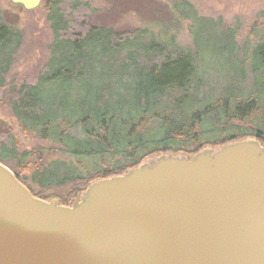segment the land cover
Instances as JSON below:
<instances>
[{
	"label": "trees",
	"instance_id": "obj_1",
	"mask_svg": "<svg viewBox=\"0 0 264 264\" xmlns=\"http://www.w3.org/2000/svg\"><path fill=\"white\" fill-rule=\"evenodd\" d=\"M41 2L53 35L50 58L35 84L10 85L3 99L25 133L57 143L77 165L37 167L33 176L43 189L74 186L68 199L40 193L37 197L71 206L91 183L122 175L163 154L191 157L205 148L249 138L264 145L258 116L264 112V41L240 51L231 30L197 16L187 0H172L171 8L178 21L192 23L193 48L140 31L122 39L105 26L65 38L66 0ZM204 21L215 36L203 40L202 49L197 34ZM21 41V32L0 22V90ZM204 52L232 57L245 67L241 74L251 80L252 91L238 96L224 87L221 96L207 100ZM29 154L18 152L16 144H0V162L6 166L10 159L19 170H31L20 163ZM81 164L86 166L85 176L78 171Z\"/></svg>",
	"mask_w": 264,
	"mask_h": 264
},
{
	"label": "water",
	"instance_id": "obj_2",
	"mask_svg": "<svg viewBox=\"0 0 264 264\" xmlns=\"http://www.w3.org/2000/svg\"><path fill=\"white\" fill-rule=\"evenodd\" d=\"M0 264H264V145L163 154L71 206L35 196L0 162Z\"/></svg>",
	"mask_w": 264,
	"mask_h": 264
},
{
	"label": "rangeland",
	"instance_id": "obj_3",
	"mask_svg": "<svg viewBox=\"0 0 264 264\" xmlns=\"http://www.w3.org/2000/svg\"><path fill=\"white\" fill-rule=\"evenodd\" d=\"M187 1L194 7L197 16L221 23L222 30H231L234 42L240 51L251 49L256 43L264 41V0ZM62 7L69 21V28L63 33L65 38L83 36L91 26H105L111 27L117 37L122 39L133 37L140 31L143 32V36L155 37L160 41L173 38L174 43L183 48L194 47V38L190 30L192 23L189 20L178 21L177 14L171 8L172 0H66ZM0 22L22 34L20 47L5 77V86L0 90V144L8 147L16 144L18 152H29L23 163H20L23 166L28 164L31 170H19L16 163L10 159L5 160V163L14 174H19L22 181L19 180L34 195L40 193L46 197L55 196L58 200L68 199L73 191V184L43 189L35 181L33 174L39 166L49 167L55 164L75 166L77 162L74 157L60 152L57 143L40 140L35 133H25L20 121L3 99L4 91H8L10 85H33L40 73L45 70L50 58V46L53 43L47 13L42 2L37 8L27 10L10 0H0ZM208 28L207 21H204L198 29L197 36L200 37L199 43L202 49L203 40L215 36V31H210ZM204 54L206 57L201 65L206 71L207 100L221 96V89L224 87L238 96L246 95L251 90V80H248L247 75L241 74L245 67L239 66L235 59L218 53L204 52ZM211 88L212 90H209ZM258 116L264 125V112L259 113ZM83 166L85 165L78 166V171L85 176L86 166ZM58 200L51 201L59 203Z\"/></svg>",
	"mask_w": 264,
	"mask_h": 264
}]
</instances>
